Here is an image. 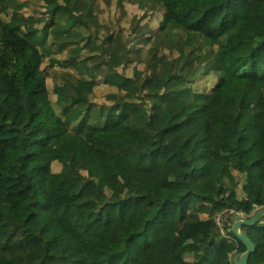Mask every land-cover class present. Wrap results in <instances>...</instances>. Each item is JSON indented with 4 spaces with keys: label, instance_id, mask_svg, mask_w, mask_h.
Wrapping results in <instances>:
<instances>
[{
    "label": "trees",
    "instance_id": "obj_1",
    "mask_svg": "<svg viewBox=\"0 0 264 264\" xmlns=\"http://www.w3.org/2000/svg\"><path fill=\"white\" fill-rule=\"evenodd\" d=\"M37 1V44L0 26V264H237L215 216L264 206V0Z\"/></svg>",
    "mask_w": 264,
    "mask_h": 264
},
{
    "label": "rangeland",
    "instance_id": "obj_2",
    "mask_svg": "<svg viewBox=\"0 0 264 264\" xmlns=\"http://www.w3.org/2000/svg\"><path fill=\"white\" fill-rule=\"evenodd\" d=\"M32 1L33 0H0V26L2 31L9 32L13 37L23 36L30 42L37 44L39 32L36 30L41 27L45 21V15L34 12V3ZM37 2L41 6V2ZM155 24L157 25L158 22H155ZM52 56L56 59L53 66H49V62L51 61L49 57H46L42 64V68L45 69V78L49 88L52 87L55 81L60 80L57 70L68 68L67 50H57ZM205 84H209V81L200 73L195 78L193 85L197 89H202ZM59 168L60 164L54 163L48 176L52 177ZM239 256L240 254L236 253L234 257L237 263L239 261ZM173 259L178 264L183 263L177 252L173 254Z\"/></svg>",
    "mask_w": 264,
    "mask_h": 264
},
{
    "label": "water",
    "instance_id": "obj_3",
    "mask_svg": "<svg viewBox=\"0 0 264 264\" xmlns=\"http://www.w3.org/2000/svg\"><path fill=\"white\" fill-rule=\"evenodd\" d=\"M264 216V206L254 210L248 217H241L234 221L231 226L233 235L242 241L246 247L245 251L239 256L237 264H249V256L256 250V244L242 229L243 226H251ZM264 264V262L262 263Z\"/></svg>",
    "mask_w": 264,
    "mask_h": 264
},
{
    "label": "built area",
    "instance_id": "obj_4",
    "mask_svg": "<svg viewBox=\"0 0 264 264\" xmlns=\"http://www.w3.org/2000/svg\"><path fill=\"white\" fill-rule=\"evenodd\" d=\"M241 217H248V215L233 207H227L218 212L215 216V222L220 229L221 236L230 238L231 236L228 234L227 228L232 226L234 221Z\"/></svg>",
    "mask_w": 264,
    "mask_h": 264
},
{
    "label": "crops",
    "instance_id": "obj_5",
    "mask_svg": "<svg viewBox=\"0 0 264 264\" xmlns=\"http://www.w3.org/2000/svg\"><path fill=\"white\" fill-rule=\"evenodd\" d=\"M236 255V254H235Z\"/></svg>",
    "mask_w": 264,
    "mask_h": 264
}]
</instances>
